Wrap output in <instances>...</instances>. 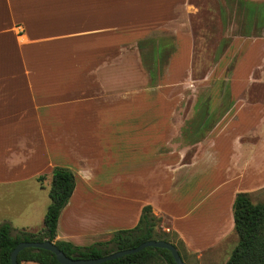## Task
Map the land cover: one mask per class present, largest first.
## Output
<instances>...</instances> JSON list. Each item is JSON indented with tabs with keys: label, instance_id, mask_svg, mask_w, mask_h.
<instances>
[{
	"label": "crops",
	"instance_id": "obj_1",
	"mask_svg": "<svg viewBox=\"0 0 264 264\" xmlns=\"http://www.w3.org/2000/svg\"><path fill=\"white\" fill-rule=\"evenodd\" d=\"M196 10L191 0H0V186L34 179L44 187L54 166L70 169L75 187L55 240H105L150 205L186 252L202 257L234 230L235 194L264 184L251 176L226 189L227 203L205 207L204 157L219 149L220 136L177 141L176 110L147 94L146 71L157 88L189 72ZM246 38L220 48L264 49V38ZM226 117L217 133L232 123ZM190 146L196 151L186 159Z\"/></svg>",
	"mask_w": 264,
	"mask_h": 264
},
{
	"label": "rangeland",
	"instance_id": "obj_2",
	"mask_svg": "<svg viewBox=\"0 0 264 264\" xmlns=\"http://www.w3.org/2000/svg\"><path fill=\"white\" fill-rule=\"evenodd\" d=\"M226 1V5L221 6L217 0H191L197 8L190 14L196 39L188 73L178 76V81L175 79L157 88L149 86L150 77L146 71L147 94L163 95L160 108L176 110L172 122L180 128L177 141L183 140L191 145L216 140L220 136L219 149L214 153H205L204 157L203 165L211 170L206 184L210 195L206 197L205 207L214 201L226 202V189H232L239 181L248 182L251 176L264 180V49L220 48L225 42L233 40L249 41L246 35L264 38V1ZM258 58V66H252L251 60ZM166 95L172 96V100ZM235 111L249 113L237 114ZM231 115L229 120L226 116ZM224 116L226 121L236 124L226 126L223 129L225 133L221 130L217 133L215 128ZM253 146L256 148L251 153ZM194 148H187L186 159L196 151ZM240 168L243 169L242 174H238ZM223 169L228 174H223ZM224 178L227 187L222 186ZM48 185L50 183L47 182L42 187L34 179L1 185L0 223L8 222L13 233L21 229L40 231L49 203ZM249 196L253 202L264 201V184ZM161 217L163 229L167 231L165 226H169V219ZM77 227L80 228V224L74 228ZM235 233L233 230L226 239L204 252L202 257L189 254L182 247L185 263L224 264L231 252V241L235 245L238 241Z\"/></svg>",
	"mask_w": 264,
	"mask_h": 264
},
{
	"label": "trees",
	"instance_id": "obj_3",
	"mask_svg": "<svg viewBox=\"0 0 264 264\" xmlns=\"http://www.w3.org/2000/svg\"><path fill=\"white\" fill-rule=\"evenodd\" d=\"M38 179H43V176H39ZM74 187L73 172L63 166H54L47 193L49 204L43 216L41 230L30 232L21 229L13 233V228L8 222L0 223V264H11L10 252L20 241L55 240L59 215L71 197ZM249 197V193L244 191L237 192L233 197V222L238 241L224 264H264V201L253 202ZM165 227L168 228L167 231L163 229L162 217L154 215L150 205H144L133 227L116 229L107 240L85 246L75 245L66 240H55V244L67 256L94 258L135 247L149 239H162L174 244L183 259L181 253V248H184L183 242L169 226ZM16 260L18 264L24 260L40 264H60L54 253L35 247L21 249ZM95 264L176 263L168 249L149 246L137 252Z\"/></svg>",
	"mask_w": 264,
	"mask_h": 264
},
{
	"label": "water",
	"instance_id": "obj_4",
	"mask_svg": "<svg viewBox=\"0 0 264 264\" xmlns=\"http://www.w3.org/2000/svg\"><path fill=\"white\" fill-rule=\"evenodd\" d=\"M149 246L151 247L157 246L159 248L168 249L176 264H186L183 261L177 247L171 242H168L162 239L160 240L149 239V240L143 241L142 243H140L139 245L135 247L117 250L108 255L101 256V257H94V258L93 257L81 258L78 256H67L62 250H60L56 246L55 240L46 239L43 241H20L15 245V247L10 252V262L11 264H18L16 260L17 254L21 249L25 247H35V248H43V249L49 250L52 253H54L56 260L60 264H95V263L104 262L109 259L120 257L124 254H130L133 252H137L141 250L142 248L149 247Z\"/></svg>",
	"mask_w": 264,
	"mask_h": 264
}]
</instances>
